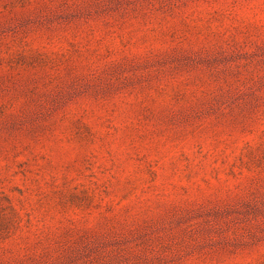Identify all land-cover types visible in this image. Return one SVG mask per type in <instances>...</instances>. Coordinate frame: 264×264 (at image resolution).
Listing matches in <instances>:
<instances>
[{
    "label": "rangeland",
    "instance_id": "374dc122",
    "mask_svg": "<svg viewBox=\"0 0 264 264\" xmlns=\"http://www.w3.org/2000/svg\"><path fill=\"white\" fill-rule=\"evenodd\" d=\"M0 264H264V0H0Z\"/></svg>",
    "mask_w": 264,
    "mask_h": 264
}]
</instances>
